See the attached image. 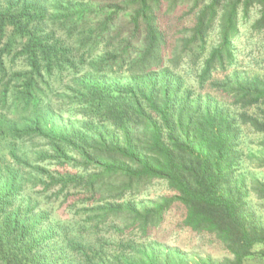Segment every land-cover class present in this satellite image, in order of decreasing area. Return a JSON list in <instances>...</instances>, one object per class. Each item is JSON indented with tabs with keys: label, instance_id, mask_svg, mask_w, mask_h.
Segmentation results:
<instances>
[{
	"label": "trees",
	"instance_id": "1",
	"mask_svg": "<svg viewBox=\"0 0 264 264\" xmlns=\"http://www.w3.org/2000/svg\"><path fill=\"white\" fill-rule=\"evenodd\" d=\"M253 10L263 33L264 0H0V264H264V75L236 56ZM64 107L103 131L59 127ZM156 180L175 195L137 201ZM175 203L231 258L160 243Z\"/></svg>",
	"mask_w": 264,
	"mask_h": 264
},
{
	"label": "rangeland",
	"instance_id": "2",
	"mask_svg": "<svg viewBox=\"0 0 264 264\" xmlns=\"http://www.w3.org/2000/svg\"><path fill=\"white\" fill-rule=\"evenodd\" d=\"M186 11V9L178 10V12L176 13L177 16L171 20H167V23L164 24L163 27L168 30H171L172 27H174V30L177 31V28L181 29L183 27L187 28L191 26L193 17L191 15H185ZM180 16H183L184 18L179 28L177 26V21L178 17ZM257 17L258 11L253 10L249 21L241 26V33L236 42V56L237 60L239 61V69L244 73H247L248 75H264V32H255L251 28ZM170 35L173 36V32H170ZM23 66L24 64L20 63L18 64L17 69H21ZM209 91H211L212 93L210 95L219 100L223 106L231 105L234 101L231 96L216 92L215 90L211 89H207L203 95L207 96L206 93ZM57 110L59 111H57L58 113L56 114H58V116L60 115L61 117L60 119H58V126L66 127L67 131L69 132H83L85 128H88L90 129V132L88 133L89 136L97 137L96 132L103 131L101 130L102 126L89 122L85 118L81 110L68 111L69 109H67V107H64V109L57 108ZM0 145L3 147V153L8 154L9 150H7V148H4L7 147V142H5L3 139ZM40 145H43V142L40 140L35 141L34 144L28 141L24 148L31 150L32 147L39 148ZM37 160V157L31 155V164L28 165L30 167H27L26 171H34L33 167L37 164ZM39 164L55 173L59 172L61 174H64L66 173V171H69L73 174H77L78 172H82V168H79V166L75 167L73 164H69V166H66L65 169L58 167V164H56L55 162L50 163L46 161L44 163L40 162ZM33 175L34 177H39V174H37L36 172H33ZM34 177L32 176L33 179ZM151 184L152 185H149L146 190L138 194L136 198L138 199L137 201H142L149 205L151 201H157L162 197L175 195V193L171 191L165 181L156 180ZM39 189H42L40 185L37 186L34 190L40 191ZM37 197L43 203L47 202V199H45L44 196ZM46 205L49 206V204ZM68 205V203L63 204L61 200L53 199L52 212L60 219H63L65 221L70 220L73 217V213ZM184 217V207L180 203H175L164 216V221L156 233V239L165 246L182 251L190 259L211 258L214 261H223L227 258H231V254L215 236L208 233H196L182 227L181 224L184 220Z\"/></svg>",
	"mask_w": 264,
	"mask_h": 264
}]
</instances>
